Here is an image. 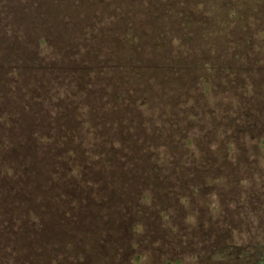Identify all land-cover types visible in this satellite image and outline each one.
<instances>
[{
    "label": "rangeland",
    "instance_id": "374dc122",
    "mask_svg": "<svg viewBox=\"0 0 264 264\" xmlns=\"http://www.w3.org/2000/svg\"><path fill=\"white\" fill-rule=\"evenodd\" d=\"M1 203L0 264H264V0H0Z\"/></svg>",
    "mask_w": 264,
    "mask_h": 264
},
{
    "label": "trees",
    "instance_id": "16d2710c",
    "mask_svg": "<svg viewBox=\"0 0 264 264\" xmlns=\"http://www.w3.org/2000/svg\"><path fill=\"white\" fill-rule=\"evenodd\" d=\"M99 1H101V0H99ZM9 115H11V116L13 115V117H14V118H12L10 116L11 119H9L12 122V125H13V127H12L13 136H12V138H10V142H9V143L12 144V147H11V145H9L11 147V154H10L9 160H12V151H14V150H16L18 148L14 152V154L21 155V156H19V155L17 156L18 157V160H17L18 164L17 165L19 166L20 164L23 165V164H25L28 161V156L27 155H29V154L27 153L26 148L23 146V144H25L26 142L30 141V139H31V136L28 137L27 135L25 136V134H24V131H27L28 132V130H29V127L25 126L27 124V122H25V121L28 120V119L27 118H23L24 115H22V116L18 117L19 118V120H18V118L15 116V111L13 110V111H8L6 113L5 120L8 119L7 116H9ZM2 118L4 119V116ZM20 137H21V141L19 140ZM22 139H24V140H22ZM24 149L26 151V154L23 152ZM21 150H22V154L20 152ZM48 181H50V180H48ZM4 198H7L8 199V196H4ZM36 199L34 200V198H32L31 200H29L28 203L24 204L25 207L17 204L16 209H18L19 213L23 212V214H25L24 215L25 218H29L30 216L33 217V218L34 217L37 218V216H38L40 218L39 219V222L37 224L38 226L40 225L39 230L36 229L35 231H39V233H41V232L46 233L44 235V238H43L42 234L41 235L36 234L37 237H39V238L41 237L40 238L41 240H46V241L50 242L51 239H50L49 236H53L50 232L52 230H55L53 228L55 225L57 227H60V224H63V222H67L68 220H71L72 224H74L75 219H77V216H76L75 213L72 214L73 215L72 219H68V215H71V213L70 212H66L65 210H63V213H59V214H55V215L51 216V213L52 212L49 211V208L50 207H49L48 203L45 204L43 199L39 203V202H36ZM0 206H4L7 209L6 203H4V204L1 203ZM45 211L47 212V215H46V212ZM48 215L51 218H53V220H49ZM18 218L20 219V216H18ZM14 219H11V220H13L12 221V224L14 222ZM26 222L28 224H30V225H28L29 227L21 226L23 223L22 224L17 223L15 226H18L19 225V228L21 227L20 228V231L14 232V230L11 229V231H9V232H14L13 234H17V236L19 235V237L22 238V237L27 236L29 234V230H31V232L34 230V228L31 229L32 226L38 228L37 225L34 226L35 223H33L31 225V223L29 222V220L26 221ZM4 236L6 237V234H4ZM2 238L4 239L3 236H2ZM54 238L55 237H53L52 240ZM58 241L56 239L55 242H58ZM54 244L55 243L52 244L51 248H49L48 251H44V252H46V255L49 254V255L54 256L53 253L56 252V250H57L53 246Z\"/></svg>",
    "mask_w": 264,
    "mask_h": 264
}]
</instances>
